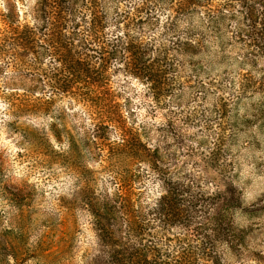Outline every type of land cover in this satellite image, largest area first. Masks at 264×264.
<instances>
[{
	"label": "rangeland",
	"instance_id": "1",
	"mask_svg": "<svg viewBox=\"0 0 264 264\" xmlns=\"http://www.w3.org/2000/svg\"><path fill=\"white\" fill-rule=\"evenodd\" d=\"M247 7L258 23L264 0H202L179 29L198 26L206 9L234 13L223 21L225 46L207 35L201 61L174 60L161 100L115 62L100 86H76L82 99L48 86L55 71L66 76L61 20L35 0H0V264H161L130 258L128 246L165 248L167 236L175 252L178 221L169 218L168 233L152 222L135 237L129 211L169 200L187 179L190 195L245 230L240 251L218 247L224 263L264 264V47L252 51L236 33ZM147 37L172 46L161 24ZM154 149L166 181L150 168Z\"/></svg>",
	"mask_w": 264,
	"mask_h": 264
},
{
	"label": "trees",
	"instance_id": "2",
	"mask_svg": "<svg viewBox=\"0 0 264 264\" xmlns=\"http://www.w3.org/2000/svg\"><path fill=\"white\" fill-rule=\"evenodd\" d=\"M35 1L41 2L43 15H54L61 20L56 33L64 38L65 48L68 49V60L63 67L66 76L59 77L55 71L48 86L53 93H68L82 99L89 98L76 86L79 84L85 89L100 86L108 75L110 65L115 62L118 64L117 71L144 84L152 99L161 100L168 92L165 81L168 74L175 70L174 60L201 61L196 54L208 45L205 41L207 35L213 37V45L217 43L221 51L225 46L221 41L223 21L235 17L234 13L206 9L207 17L200 20L198 26L188 24L184 30H180V24L199 10L202 0H136L130 2V6L124 4L126 0ZM35 8L33 18L37 11ZM158 11L163 13L162 18ZM256 12L254 8L244 9L243 17L249 22L244 28L237 26L235 29L241 40L244 39V44L258 52L259 45L264 47V37L257 38L258 34L264 36V14H259L261 19L257 23ZM8 18L13 21L10 14ZM159 24L172 45V57L168 55L170 49L167 46H156L154 40L147 37ZM33 28L24 30L27 40L33 36ZM156 149L153 150L155 159L149 160V165L162 179L165 172L158 164ZM192 188L188 179L176 182L169 200L161 196L148 210L129 211L131 232L135 237L141 235L143 228L151 227L152 222L160 231L168 233L169 218L178 221L180 231L174 239L177 245L175 252H170V239L164 236L165 248L152 242L144 245L141 242L137 245L130 243V258L154 262L157 256L162 259L161 264H225L218 252L219 246L241 250L245 245V230L225 220L221 222L226 215L214 211L215 208L208 205V199L203 195H190ZM98 217L103 219L100 214ZM97 224L107 235L105 224L102 221ZM171 260H174L173 263Z\"/></svg>",
	"mask_w": 264,
	"mask_h": 264
}]
</instances>
